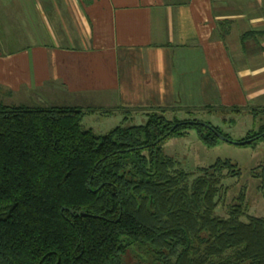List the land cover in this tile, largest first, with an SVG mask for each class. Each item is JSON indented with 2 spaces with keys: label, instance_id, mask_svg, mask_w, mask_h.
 <instances>
[{
  "label": "trees",
  "instance_id": "16d2710c",
  "mask_svg": "<svg viewBox=\"0 0 264 264\" xmlns=\"http://www.w3.org/2000/svg\"><path fill=\"white\" fill-rule=\"evenodd\" d=\"M177 111L189 117L168 118ZM91 112L0 101V264H264V217L247 214L245 186L217 214L224 181L242 170L217 160L187 172L163 150L192 128L214 146L196 114L233 125L242 108L156 107L141 114L143 124L101 135L82 124ZM241 140L263 141L264 123ZM250 175L264 195V166Z\"/></svg>",
  "mask_w": 264,
  "mask_h": 264
},
{
  "label": "crops",
  "instance_id": "0c3cea01",
  "mask_svg": "<svg viewBox=\"0 0 264 264\" xmlns=\"http://www.w3.org/2000/svg\"><path fill=\"white\" fill-rule=\"evenodd\" d=\"M27 100L240 107L257 128L264 0H0V101Z\"/></svg>",
  "mask_w": 264,
  "mask_h": 264
},
{
  "label": "rangeland",
  "instance_id": "374dc122",
  "mask_svg": "<svg viewBox=\"0 0 264 264\" xmlns=\"http://www.w3.org/2000/svg\"><path fill=\"white\" fill-rule=\"evenodd\" d=\"M3 103L6 104V101H3ZM22 104L34 105L37 103L27 100L22 102ZM84 109L93 111L85 114L82 124L85 128H91L96 135L105 134L118 125L133 126L141 125L144 122L143 117L139 113L124 119L127 115L121 110H116V107H86ZM172 115H176L181 119L189 117L179 111L167 113L168 118H171ZM195 118L202 121V123L208 122L212 126L218 127L233 142L242 141L241 139L251 129L250 118L248 120L245 116H241L233 125L224 123L222 117L218 115H208L204 112L197 113ZM163 150L167 157L172 158L176 162L177 168L187 172L208 167L217 160H229L235 163L243 174L238 180L231 178L224 181L227 193L217 208V214L225 216L228 205L237 196L240 187L245 186L247 214L264 217V195L259 191L258 179L250 175V171L257 169L258 166H264V140L258 141L255 145H234L218 140L214 146L208 147L198 139L196 130L192 128L187 130L186 136L167 140Z\"/></svg>",
  "mask_w": 264,
  "mask_h": 264
},
{
  "label": "water",
  "instance_id": "95a60500",
  "mask_svg": "<svg viewBox=\"0 0 264 264\" xmlns=\"http://www.w3.org/2000/svg\"><path fill=\"white\" fill-rule=\"evenodd\" d=\"M201 125L203 127H206L207 129H209L210 131H212V133L217 137L218 140L225 141V142H228V143H231V144H234V145H244V144L250 143V140H245V141H240V142H233L229 138H227V137L221 135L220 133H218L215 129L212 128L211 125L206 124V123H201ZM257 138L258 137H256L255 139H257Z\"/></svg>",
  "mask_w": 264,
  "mask_h": 264
}]
</instances>
